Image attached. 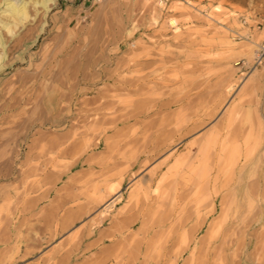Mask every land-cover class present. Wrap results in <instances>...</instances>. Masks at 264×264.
I'll use <instances>...</instances> for the list:
<instances>
[{
    "label": "rangeland",
    "instance_id": "374dc122",
    "mask_svg": "<svg viewBox=\"0 0 264 264\" xmlns=\"http://www.w3.org/2000/svg\"><path fill=\"white\" fill-rule=\"evenodd\" d=\"M29 16L0 30V264H264V0Z\"/></svg>",
    "mask_w": 264,
    "mask_h": 264
},
{
    "label": "bare ground",
    "instance_id": "6f19581e",
    "mask_svg": "<svg viewBox=\"0 0 264 264\" xmlns=\"http://www.w3.org/2000/svg\"><path fill=\"white\" fill-rule=\"evenodd\" d=\"M46 3L47 0H0V30L12 34L17 27L26 22L30 17V6L33 8H36V6L45 7ZM227 44H229V41ZM4 45V40L0 33V66L4 59Z\"/></svg>",
    "mask_w": 264,
    "mask_h": 264
},
{
    "label": "built area",
    "instance_id": "2783aa9c",
    "mask_svg": "<svg viewBox=\"0 0 264 264\" xmlns=\"http://www.w3.org/2000/svg\"><path fill=\"white\" fill-rule=\"evenodd\" d=\"M254 66L264 65V42L260 43L254 50Z\"/></svg>",
    "mask_w": 264,
    "mask_h": 264
}]
</instances>
